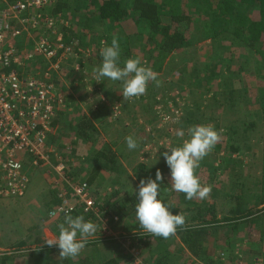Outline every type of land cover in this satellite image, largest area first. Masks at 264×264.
I'll use <instances>...</instances> for the list:
<instances>
[{"label":"rangeland","instance_id":"1","mask_svg":"<svg viewBox=\"0 0 264 264\" xmlns=\"http://www.w3.org/2000/svg\"><path fill=\"white\" fill-rule=\"evenodd\" d=\"M55 1L53 0V3ZM63 1L68 3L67 10L63 11H69L65 15V19L51 18L49 16L51 6H49L43 10L41 15L52 19L53 24L41 25L39 29L31 32L30 37L23 35L14 43L15 48L21 52L22 61L19 69L23 74L32 71L40 73L49 68L44 60L32 58L33 42L40 35L47 36L52 43H55V32L63 35L62 31L65 27L72 31L73 35L70 41L76 45V50L65 57H59L58 68L52 70L51 73L52 81L62 93L63 102L61 106L63 108L59 107L56 125L52 126L47 139L48 149L51 150L49 166L40 164L35 167L28 157L24 156L22 159L30 176V186L33 185L36 191L33 201L30 202L31 211H23L24 206L20 210V205H14L10 202L0 205V260L9 257L10 260L6 264H40L29 254L41 246L50 247L44 243L47 239L42 232L43 228L47 227L53 234L50 228L53 229L55 222H53L54 219H48L49 210L46 208V205L50 206L52 203L50 193H54L58 199V195L63 189V182L60 178L63 174L70 178L71 182L81 183L86 180L89 169L87 158L92 156V152L98 150L104 143L108 144L118 154L120 170L117 174H109L108 171L101 172L99 181L90 188L92 196L98 199L112 196L115 202L121 197L134 193L140 180L144 179L143 176L151 168L165 162L162 153L169 151L168 149L181 146L183 140L190 138L189 130L197 125L214 127L217 124L221 135H224L226 130L224 128L230 122L237 123L239 135L236 139L241 144L243 152L239 153L240 155H233V158L237 156L241 158L243 162L242 174L245 179L250 178L247 185L253 183L254 176L260 178L261 174V134L259 133L261 126L254 115L246 114L244 108L232 112L226 104L223 105L221 96L223 89H218L216 81L207 84L199 83L195 79V71L202 74L204 70H207L208 65L212 63L216 65L221 60V63H224L223 69L227 66V62L231 66V70L234 71L241 64L246 67L245 72L239 79L235 78V82H238L241 89L243 87L248 88V94L252 100L257 94V87H260L262 83L258 76L251 74L256 71L253 69L254 57L252 58L249 54L241 57L243 50L232 48L230 52L220 56V59H214L212 55H217L218 49L213 48L211 41L200 30V24L204 23L205 20L199 16L190 15L191 21L185 29V36L190 46L169 56L164 68L167 75H158V85L155 82H149L147 91L143 96L124 99L118 82L114 83L107 80L97 82L94 78V69L101 62L99 55L102 46L101 41L107 44L106 39L109 35L107 23L92 19L89 15L94 9L91 7L84 8L80 0H60V2ZM123 29L126 32H135L134 25L129 21L124 23ZM130 37L132 38L131 42L135 41L132 36ZM134 44L130 47L131 54H129L131 58L139 59L141 64L145 66L149 58L142 52L140 44ZM77 52L80 53L75 54ZM222 67L218 65L214 73L217 74ZM241 89L237 90V93H240ZM195 108H198V113ZM256 108V106L251 105L247 110L254 112ZM82 117L88 118L96 129L97 143L77 137L74 129ZM251 121H255L258 126L245 136V138L248 137L245 142L244 130L242 129L245 124ZM181 130L184 132L183 137L177 135ZM128 136L137 141V150L129 151L127 149L125 138ZM246 148L248 150H245ZM213 151L215 152L212 149L201 161L213 166H202L201 168L199 166L195 170V175L199 177L202 185L208 184L214 188V191L205 198L207 204L214 203L217 215L230 217V203L226 199L219 198L230 190L229 173L218 172L214 180L209 178L212 167L222 165V159L227 155L222 154L223 151L219 153ZM121 155L123 157L120 158ZM60 163L64 167V173L55 171ZM116 192H119L120 196L116 197L114 194ZM218 192L222 193L218 194ZM164 196L162 191L161 198L163 199ZM199 200L193 198L192 202L197 203ZM191 214L190 211L185 212L186 216ZM135 221L137 222V220ZM136 222L120 218L119 222L113 226V231H118V233L116 232L118 241L123 247H128L127 243H131V238H136L137 234L142 235L135 228L132 229ZM56 229L58 231V228ZM6 231H8L6 237L1 238V232L5 233ZM92 238L93 240L102 239L101 229ZM157 238L160 242L158 243L157 239L152 238L150 247L154 250L158 245H165L177 258V264H205L201 260H194L184 247L179 246L177 232L167 239ZM242 240L243 235H240V237L236 236L230 241L224 238L222 232L217 229L206 244L209 260L215 263L217 257L223 254L228 244L231 243L233 244L231 247L233 258L229 264H254L255 253L246 254L245 261V256L242 254V250L249 253L253 249L258 250V257L264 261V238L262 241L256 238L257 241L254 242L255 248L253 249H251L253 243L250 240L245 239L243 242ZM21 242H24L25 246L17 248V244ZM34 242L37 244H33ZM86 250L84 248L72 260L83 258L88 254ZM135 250L140 253L137 249ZM149 255L150 252L144 250L141 258L139 256V260L146 262Z\"/></svg>","mask_w":264,"mask_h":264},{"label":"trees","instance_id":"2","mask_svg":"<svg viewBox=\"0 0 264 264\" xmlns=\"http://www.w3.org/2000/svg\"><path fill=\"white\" fill-rule=\"evenodd\" d=\"M80 1L84 8L91 7L94 9L89 15L92 19L107 23L109 31L108 38L106 39L107 44L110 45L113 38L118 39L121 46V66H123L124 60L131 58L130 47L134 43V45L138 43L142 47V52L149 58L145 66L150 67L159 75H167V71L164 68L169 60V56L190 46L185 36V29L191 21L190 15H196L205 20L203 21L204 23L200 24V30L211 41L213 48L218 49L217 53L220 55H212L214 59H220V56L230 52L232 48L242 49L243 53L241 57H245L246 54H249L252 58L254 57L253 69L256 71L251 74L258 76L262 83L260 87H257V94L252 100L248 94V88L243 87L241 89L238 82H235V78L239 79L245 72V66L243 67L240 64L237 70L234 71L231 70V66L227 62V66L223 69L224 63H221V60L216 65L214 63L208 65L206 67L207 70H204L202 74L195 71L197 82L209 84L212 81H216L218 89H223L221 95L223 105L226 104L227 108L232 112L244 108L247 112L245 113L254 115L256 121L261 126V130L259 131L261 134V174L260 178L254 176L253 183L249 185H247V181L250 178L247 177L245 179L242 174L243 162L241 158L239 156L233 158V155H240L239 153L243 152L241 144L236 139L237 135H239L238 124L230 122L224 128L226 129L224 135H221L217 124L214 126V129L219 133L220 139L212 149L217 153L223 151L222 154H226L227 156L223 157L222 165L212 167V173L209 178L210 180H214L218 172H222V174L229 173L230 190L228 193L223 191L225 193L224 196L219 197L222 200L226 199L230 203L228 204L231 216L225 217L226 220L224 221L227 224L217 226L218 222H215L217 212L214 203L207 204L205 199H200L195 203L192 200L185 199L184 193L171 191L170 170L165 162L151 168L143 178L145 180L148 178L155 179L156 171L159 170L161 172L163 177L161 187L166 188L163 191L165 195L163 202L169 206V210L173 214H184L185 224L183 227L178 228L176 232L180 242L189 253V256L194 260H201L205 264H229L231 262L233 258L231 251L233 244L231 243L228 244L227 251L225 249L223 254L217 257L215 263L209 260L206 244L210 236L217 229L222 232L224 238L230 241L236 236L240 237V235H243V240L248 239L253 243L251 249L255 248L254 242L257 241L256 238L261 239L260 241L264 238V0ZM67 4L64 1L60 2V0H56L50 7L49 16L51 18L65 19V15L69 13V11H63L67 10ZM127 21L134 25V33L126 32L123 29V25ZM62 33L65 45L72 51L76 50V45L70 41L73 35L72 31L64 27ZM130 36L135 41L131 42L132 38ZM218 65H221L222 68L215 74L214 70L217 69ZM239 89L241 91L237 93ZM251 105L257 107L254 112L247 110ZM195 111L197 112L198 108H195ZM196 116L198 117V115ZM52 124V126L56 125V119ZM244 126L242 130H244L245 138L258 125L255 121H251ZM74 130L78 138L88 142H98L97 131L88 118L82 117L75 125ZM244 140L246 142L248 137ZM245 150H248V148ZM87 163L89 164V169L86 174V180L83 182L90 188L99 181L102 171H108L109 174H117L120 170L118 154L106 143L102 144L98 150L92 152V156L87 158ZM200 163L199 168L202 166H213L207 164L205 161ZM68 179L70 181V178ZM203 186L209 185L205 184ZM213 191L214 188L211 187L210 193ZM220 193L222 192H218V194ZM114 194L116 197L120 196L119 192ZM50 195L52 203L50 206L46 205V208L49 210L48 219L50 211L59 204L57 196L52 192ZM18 198L20 197L15 199ZM93 198L97 202L98 210L101 212L100 215L108 218L111 224L114 218H118V222L120 218L136 222L135 204L137 200L135 193L121 197L115 202L112 196L104 197L103 199H98L94 196ZM189 211L194 212V214L187 217L185 212ZM90 214L84 213L81 206L75 207L70 213L73 217L83 215L85 220L95 221L94 217ZM53 222H55L53 229L50 228V230L58 237L59 232L56 228L64 222V218L55 219ZM135 224L132 229L135 228L142 235L137 234L136 238H131L129 248L137 249L140 252V258L144 250L150 252L149 258L146 262L142 261V264H177V258L174 257L165 245H158L153 250L150 247V241L154 238L159 243V239L142 232L139 229L138 221ZM114 225H112V230ZM119 242L112 238L93 240L91 237L85 246L88 254L75 261L61 258L59 249L56 246H41L30 252L29 255L40 264H133L134 258ZM33 244H37V242ZM23 246H25V243L21 242L16 247L21 248ZM242 251V254L245 256L244 261L246 260V254L252 255L255 253V256L259 255L258 250L255 249L249 253L244 252L245 250ZM8 260H10L9 257L1 258L0 264H6Z\"/></svg>","mask_w":264,"mask_h":264},{"label":"built area","instance_id":"3","mask_svg":"<svg viewBox=\"0 0 264 264\" xmlns=\"http://www.w3.org/2000/svg\"><path fill=\"white\" fill-rule=\"evenodd\" d=\"M53 0H0V199L12 200L25 195L30 187V176L26 172L23 157L31 159L33 166H49L51 150L47 139L52 130L59 107L63 108L62 93L52 81V70L58 68L59 57L71 52L65 45L62 34L55 32L56 41L47 36H38L32 45V58L42 59L48 65L40 73L20 72L21 52L14 43L26 35L30 37L44 24L53 20L43 17V10L51 6ZM77 52L75 54H79ZM31 58L29 59L30 62ZM55 171L64 173L60 163ZM63 189L58 195L59 204L50 213L51 220L64 218L75 207L81 206L83 212L94 217L99 224L102 239L118 237L112 230L113 223L100 215L97 202L90 188L84 182H70L64 174L60 177ZM56 184V183H54ZM125 247L134 258L133 264H142L139 253ZM222 256V255H221ZM254 264H264L262 258L255 256Z\"/></svg>","mask_w":264,"mask_h":264},{"label":"clouds","instance_id":"4","mask_svg":"<svg viewBox=\"0 0 264 264\" xmlns=\"http://www.w3.org/2000/svg\"><path fill=\"white\" fill-rule=\"evenodd\" d=\"M99 55L100 65L94 69V78L97 82L105 80L119 83L121 95L124 99H133L143 96L148 88L149 82L157 85L158 73L150 67L141 64L139 59L128 58L121 66V46L117 38L111 40L108 45L101 41ZM190 138L185 139L181 146L168 149L162 153L166 166L170 170L171 191L185 194V199H205L211 192L210 186H203L200 179L195 175V170L200 162L209 154L219 141V133L211 125H197L189 130ZM179 137L184 136L181 130L177 133ZM126 147L129 151L138 149L137 141L128 136L125 138ZM163 180L159 170L156 171L155 179H141L136 196L135 217L139 229L154 237L164 239L175 235L178 228L185 224L184 214H173L169 206L163 202L161 192L166 188L161 187ZM90 188V187H89ZM59 235L54 240H46L48 246H56L61 258L72 259L77 257L94 237L99 224L93 220H85L83 215L73 217L66 214L64 222L58 226Z\"/></svg>","mask_w":264,"mask_h":264},{"label":"crops","instance_id":"5","mask_svg":"<svg viewBox=\"0 0 264 264\" xmlns=\"http://www.w3.org/2000/svg\"><path fill=\"white\" fill-rule=\"evenodd\" d=\"M84 66H85V64H84ZM121 157H123V155H121L120 158ZM26 172H27V170H26ZM35 194H36V191H35L34 186L32 185V186L29 187L27 193L24 196H22V197H20L18 199H12V200H1L0 199V205L2 206V205L7 204V202H10L11 204H14V205H18V206L20 205V207H19L20 210H22L21 208H23V206H24L25 208H24L23 211H26V210L31 211V203L30 202L33 201V197L35 196ZM190 213L194 214V212H192V211H190ZM189 216L190 215H187V217H189ZM218 216L219 215H217V218H216V221H215V222H218L217 226L226 225L227 223L224 222L226 220V218L222 217L221 215L219 217ZM35 223H36V221H35ZM3 224H5V223H3ZM42 232L44 233V235H45L47 240H49V239L50 240H54L55 239V236L50 233V231H49V229L47 227L43 228ZM116 232L118 233V231H116ZM116 232H115V234L118 235ZM7 233H8V231H6L5 233L1 232V238H5ZM49 236H51V237H49ZM177 242H178L179 246L184 247L178 238H177Z\"/></svg>","mask_w":264,"mask_h":264}]
</instances>
